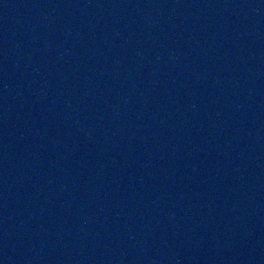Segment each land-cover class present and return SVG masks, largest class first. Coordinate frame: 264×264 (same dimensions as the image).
I'll list each match as a JSON object with an SVG mask.
<instances>
[{
    "label": "water",
    "instance_id": "water-1",
    "mask_svg": "<svg viewBox=\"0 0 264 264\" xmlns=\"http://www.w3.org/2000/svg\"><path fill=\"white\" fill-rule=\"evenodd\" d=\"M0 264H264V0H0Z\"/></svg>",
    "mask_w": 264,
    "mask_h": 264
}]
</instances>
